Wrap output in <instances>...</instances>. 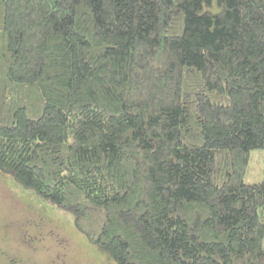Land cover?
I'll return each mask as SVG.
<instances>
[{"label":"trees","instance_id":"1","mask_svg":"<svg viewBox=\"0 0 264 264\" xmlns=\"http://www.w3.org/2000/svg\"><path fill=\"white\" fill-rule=\"evenodd\" d=\"M255 150L264 0H0V172L113 264H264Z\"/></svg>","mask_w":264,"mask_h":264},{"label":"rangeland","instance_id":"2","mask_svg":"<svg viewBox=\"0 0 264 264\" xmlns=\"http://www.w3.org/2000/svg\"><path fill=\"white\" fill-rule=\"evenodd\" d=\"M264 152L251 153L246 182L264 179ZM0 264H113L73 216L0 172Z\"/></svg>","mask_w":264,"mask_h":264}]
</instances>
